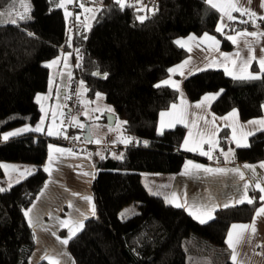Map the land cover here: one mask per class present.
<instances>
[{
  "label": "trees",
  "instance_id": "obj_1",
  "mask_svg": "<svg viewBox=\"0 0 264 264\" xmlns=\"http://www.w3.org/2000/svg\"><path fill=\"white\" fill-rule=\"evenodd\" d=\"M62 1L29 0L27 19L21 20L17 12L22 0H0V179L4 162L34 166L32 173L0 191V264H29L36 243L24 213L46 184L48 144L64 142L60 136L34 132L4 140L2 133L38 121L35 97L47 88L46 62L60 50L73 56L72 78L84 84L86 96L101 93L122 121L125 136L144 142L96 160L90 185L94 212L67 242L74 264H233L228 230L233 223L248 222L259 201L217 209L212 219L200 223L150 193L140 175L174 174L189 156L179 148L183 126L156 131L158 113L178 98L176 89L160 81L188 55L176 39L210 34L221 49L231 50L229 35L264 29V19L235 12L227 27L217 31L220 14L207 0H155L147 5L101 0L85 26L82 20L74 25L59 6ZM87 1L76 2L77 19H82L77 15L80 3ZM73 48L78 54H72ZM184 90L192 101L218 92L211 104L215 114L236 109L248 120L262 114L264 73L256 79H234L222 70L205 69L187 76ZM220 135L225 145V131ZM234 158L264 161V130L250 136L247 147L236 148ZM132 202L137 211L122 217L121 211ZM58 233L64 235L62 229Z\"/></svg>",
  "mask_w": 264,
  "mask_h": 264
},
{
  "label": "crops",
  "instance_id": "obj_2",
  "mask_svg": "<svg viewBox=\"0 0 264 264\" xmlns=\"http://www.w3.org/2000/svg\"><path fill=\"white\" fill-rule=\"evenodd\" d=\"M207 2L218 10L220 18L217 28L222 30L231 20L228 17L233 16L235 12L241 13L244 8L255 12L256 16H264V8L260 7V0H251L250 4L248 0H207ZM228 5L236 7L229 8ZM222 15L225 16L226 21H223ZM253 32L258 35H250ZM206 36L211 39H207ZM229 36L236 40V43L230 40L234 45L231 50L221 49L220 42L210 34L199 36L189 34L176 39V43L180 41L181 43L177 44L184 48L188 55L184 60L173 65L170 69L174 71H169L167 77L160 81L161 85L176 89L178 98L167 109L158 113L156 131L161 133L178 125L183 126L185 132L179 148L189 156L185 157L181 168L174 174L141 173L140 178L150 193L162 196L173 206L177 203L183 204L184 206L179 208L184 209L198 222L212 219L214 212L225 208V204L230 207L249 203V199L259 201L248 222L232 224L248 225L247 230L233 229L231 225L228 232L231 230L234 233L235 264H264V213L257 215L259 210L264 208V201L260 199L264 193L257 188V184L264 186V167H261L264 161H237L234 158L236 148L247 147L250 136L264 130V125L258 123L264 120V106L259 117L242 120L236 109L223 115H217L212 111L211 104L218 97V92L205 93L192 101L184 90V79L205 69L222 70L234 79H253L247 78L248 75L251 74L257 78L261 75L258 60L264 58V29L240 30ZM213 41L216 43L214 44ZM253 53L257 59H251ZM46 65L49 69L47 88L35 97L40 117L34 125H25L23 128L16 129L17 131L23 129L20 134L34 132L48 135L51 131L54 134L49 136L59 135L56 132L59 131V119L64 117L65 93L72 79L73 56L69 52L60 50L59 55L46 62ZM209 96L214 98L205 100V97ZM198 104L201 107H196ZM233 112L235 115H232ZM112 114L115 121L117 117L114 113ZM69 121L68 124L72 125L73 117ZM254 121L257 123H252ZM38 125L41 130L35 131ZM99 129L97 127L86 133L91 137L90 140L85 139L84 135V140L80 136H74L73 140L66 139L61 143L48 144L46 160L43 163L44 170L47 169L45 170L47 181L28 208L31 212L26 216L35 233L34 237H36L29 264H37L42 260L49 263L52 261V264L55 262L74 264L68 253L67 244L62 243V240H69L70 230L76 234L82 228L78 227L76 222L79 221L83 225L85 219L92 216L94 212L90 185L95 175L96 160L108 152L116 155L102 145L106 143L126 144L132 140L123 133L122 124L119 130L120 140L116 139L114 142L111 141L110 133L103 134L106 128H102V132H99ZM223 130L226 138L225 145L222 144L220 135ZM71 143L87 145L82 149L75 148ZM100 148L102 153H94ZM202 152L208 155H203ZM15 164V167L10 168L18 170L20 177H26L34 170L31 164ZM192 165H200L201 168L195 170ZM204 168H223L226 171L208 173L203 171ZM234 169L237 171H232ZM241 174L243 179H241ZM245 184L248 185L247 188ZM196 203L208 207H194ZM54 216L61 217L57 219L67 226L68 234L65 228L59 229L64 231L63 236L59 235V230L55 234L56 230L49 222V219ZM34 220V224L30 222ZM253 226L255 231H253ZM236 233L242 234L239 240L235 238ZM230 253L233 262L232 248H230Z\"/></svg>",
  "mask_w": 264,
  "mask_h": 264
},
{
  "label": "rangeland",
  "instance_id": "obj_3",
  "mask_svg": "<svg viewBox=\"0 0 264 264\" xmlns=\"http://www.w3.org/2000/svg\"><path fill=\"white\" fill-rule=\"evenodd\" d=\"M101 0H88L87 3H80L79 11L77 13L78 18L81 17L82 19H77L76 17L73 19L74 24L77 23V21L82 20L84 22L85 26H89L92 19L94 18L99 6H100ZM69 1L64 0L61 2V4L64 5L63 10L67 14V5ZM83 5V7H81ZM30 9V3L29 0H22V6L21 9L17 12L19 15L27 13ZM223 21H226L225 16L222 15L221 17ZM228 22V21H227ZM86 88L82 82L79 81L78 85V91L82 94L86 92ZM99 94V96L97 95ZM93 98H89L86 95L83 97L81 96V102L78 110L76 109L75 112L72 114L73 121L71 127H69L67 118L65 115L66 109L68 108L64 104V117H61L59 120V131L56 132V134H59L58 136L62 137L63 140L74 139V136H80L84 140V135L97 127H99V132H102V128H106L103 134H106L107 132L111 134V141L114 142L116 139L120 140L119 137V130L121 128L122 121L119 118H116L114 123L112 125H109L107 123V119L110 118L112 113H114V108L105 102L104 97L101 93H97ZM104 118L106 120L104 121ZM24 125L14 127L11 129H8L2 133V137L8 133H12L14 131H17L16 129L23 128ZM68 131H70L68 133ZM54 134V132H52ZM94 144V143H93ZM83 149V148H82ZM93 153V152H91ZM94 153H102V149L100 148ZM112 154V153H110ZM4 176L0 179V188L5 189L11 186L12 184L22 180L25 177H20V173H18V170L11 169L10 167H15L14 162H4L2 163ZM29 165V164H28ZM96 173V166L94 168ZM24 176V175H23ZM27 176V175H26ZM19 178V179H18ZM146 180V179H144ZM146 182V181H144ZM137 211V207L134 205V203H129L125 208L121 211L122 217H128L132 214H134ZM35 216V215H34ZM58 218H61L57 216ZM56 216H54L52 219H49L51 226L55 228V234H57V231L60 228H65L66 232L68 234L69 231H67V226L63 225L60 221H58ZM30 220H32V217H30ZM36 220V219H35ZM34 221H31L34 224ZM36 227V226H35ZM35 234V233H34ZM37 234V233H36ZM59 237V236H58ZM36 238V237H35ZM60 238V237H59ZM61 239V238H60ZM39 240V239H38Z\"/></svg>",
  "mask_w": 264,
  "mask_h": 264
},
{
  "label": "snow or ice",
  "instance_id": "obj_4",
  "mask_svg": "<svg viewBox=\"0 0 264 264\" xmlns=\"http://www.w3.org/2000/svg\"><path fill=\"white\" fill-rule=\"evenodd\" d=\"M116 3L120 4V3H121V0H116ZM248 3L250 4V3H251V0H248ZM59 6H60V7H64L63 4H60ZM124 6H125V5L121 4V7H124ZM81 7H83V5H81ZM228 7H229V8H232V7H236V6H235V5H228ZM260 7H261V8H264V0H260ZM237 10H240V9L237 8ZM246 14L249 15L250 17H252V16H256V13H255V12L250 11L248 8H244V9L241 11V15H246ZM259 18H260V19H264V16H261V17H259ZM19 19H21V20H23V19H27V16L24 15V14H21V16L19 17ZM140 19H143V18L141 17ZM228 19H234V18H233L232 16H229ZM10 22H11V23H17L16 20H12V21H10ZM222 22H223V21H222ZM244 22L247 23V22H249V21H244ZM217 31H222V29H221V28H217ZM250 35H252V36H256V35H258V34L255 33V32H253V33H250ZM206 38H207V39H211V37H207V36H206ZM227 39L232 40L233 43H236L235 38L232 37V36H228ZM177 43L180 44L181 42H180V41H177ZM213 43L215 44L216 42L213 41ZM251 59H257V58L255 57V54H254V53L252 54ZM258 62H259V64H260L261 73H264V58H259ZM186 63H187V62H186ZM181 67H183V65H181ZM169 71H174V70L170 69ZM225 71L227 72V68L225 69ZM229 74H230V73H229ZM95 75H99V73H95ZM238 78H245V77H238ZM247 78H253V79H255V78H257V77H255V76H251V74H249ZM165 83H167V81H165ZM159 86H160V85H157V87H159ZM97 95L99 96V94H97ZM213 98H214V97H210V96H209V97H205V100H209V99H213ZM173 107H175V105H174ZM196 107H201V105L198 104V105H196ZM162 115H163V113H162ZM232 115H235V112H233ZM252 123H257V122L254 121V122H252ZM258 123L264 125V120H261V121H259ZM34 130H35V131H40L41 128H40V126L38 125ZM20 131H23V129L20 130ZM20 131L12 132V133H8V134L4 135L3 139H4V140H7L10 136H13V135H19V134H20ZM249 134H252V133H249ZM48 135H52V132L49 131V132H48ZM186 143H187V142H186ZM58 151H59V150H58ZM201 154H203V155H208V153H206V152H202ZM101 158H103V157H101ZM209 158L211 159V156H209ZM245 167H247V165H246ZM261 167H264V165H261ZM192 168L195 169V170H199V169L201 168V166H200V165H192ZM45 170L47 171V169H45ZM203 171L208 172V173H224L226 170L223 169V168H215V169H212V168H204ZM232 171H237V170L234 169V170H232ZM186 174H187V173H186ZM241 179H243V175H242V174H241ZM247 186H248V185L245 184V188H247ZM257 188L259 189L260 192L264 193V186H261V185L257 184ZM3 190H4V189H0V191H3ZM85 199H89V198L85 197ZM260 199H261L262 201H264V196H261ZM248 202H249V203H252L253 201H252L251 199H249ZM70 206H71V205H70ZM175 206H176V207H183L184 205L181 204V203H177ZM193 206H194V207H205V208L208 207L207 205H200L199 203H196V204H194ZM227 206H228L227 204L224 205V207H227ZM30 212H31V209L25 210V213H24L25 216H28ZM262 213H264V208L260 209L259 212L257 213V215H260V214H262ZM30 222H31V221H30ZM200 222H201V223H204L203 220H201ZM76 225H77L78 227H82V226H83L82 223H80L79 221L76 222ZM248 227H249L248 225H232V228H233V229L240 228V229H243V230H247ZM253 231H255L254 226H253ZM72 235H75V232H72V231L70 230V236H69V239L71 238ZM241 235H242L241 233H236V234H235V238H236L237 240H239V239L241 238ZM233 237H234V233L230 230V231L228 232V236H227V239H226V243L228 244L229 248H232V249H233L232 260H233V264H235V261H236V254H235V248H234V246H233ZM67 242H68V239H64V240H62V243H64V244H67ZM50 264H52V261H50ZM55 264H58V262H55Z\"/></svg>",
  "mask_w": 264,
  "mask_h": 264
},
{
  "label": "built area",
  "instance_id": "obj_5",
  "mask_svg": "<svg viewBox=\"0 0 264 264\" xmlns=\"http://www.w3.org/2000/svg\"><path fill=\"white\" fill-rule=\"evenodd\" d=\"M78 0H72L71 4H69L67 6V14L72 17V19L75 18V13H76V2ZM122 2H131V3H138L141 5H147V3H154L155 0H121ZM78 24V21L77 23ZM74 24V25H76ZM72 54H78L77 49H72ZM79 79L78 78H72L70 81V85L65 93V102H66V106L68 107L66 109V117L67 120H71L72 114L75 112L76 109H78L80 103H81V93L78 91V85H79ZM70 122V121H69ZM71 126V125H69ZM73 146H75V148H83L85 147L87 144L84 143H76L73 144L71 143ZM144 142L142 139H132L130 141H128V143L126 144H117V143H106L104 145H102L103 147H105L106 149H109L110 151H112L114 154L118 155L121 150L123 148H127V147H136V146H141L143 145Z\"/></svg>",
  "mask_w": 264,
  "mask_h": 264
},
{
  "label": "water",
  "instance_id": "obj_6",
  "mask_svg": "<svg viewBox=\"0 0 264 264\" xmlns=\"http://www.w3.org/2000/svg\"><path fill=\"white\" fill-rule=\"evenodd\" d=\"M113 122H114V115H111L110 118L107 119V123L113 124ZM85 139L90 140L91 137L89 135L85 134Z\"/></svg>",
  "mask_w": 264,
  "mask_h": 264
}]
</instances>
